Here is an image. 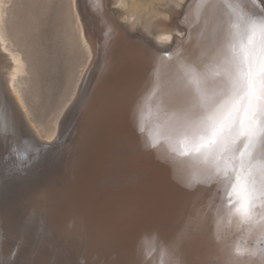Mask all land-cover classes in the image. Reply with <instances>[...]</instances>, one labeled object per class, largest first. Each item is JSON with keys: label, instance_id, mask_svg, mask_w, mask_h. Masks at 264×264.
Segmentation results:
<instances>
[{"label": "rangeland", "instance_id": "374dc122", "mask_svg": "<svg viewBox=\"0 0 264 264\" xmlns=\"http://www.w3.org/2000/svg\"><path fill=\"white\" fill-rule=\"evenodd\" d=\"M40 1L41 0H11L10 2L9 0L7 3L9 5H6L7 16L9 17H7L9 24L7 22L6 24L8 27V34L12 40L11 42L13 43V46H16V49L19 52L23 51V46L34 50V66L36 69V76H34L31 73L32 71L30 70H28L27 74H24L26 77L28 76L27 78H30V81L28 82L29 85H27L24 90L23 98L28 112L30 113L28 119H31V121H29L24 116L23 111L18 107L14 99L10 96L7 90V84H4L3 79L0 81V128L3 131V135H5L4 138L6 146L4 147H7L8 150L10 148V145L17 143L22 136L38 139L42 143L50 144L56 141L59 138L61 132V119L63 118L66 109L70 106L73 107L76 103L82 89L83 81H85L84 83H87L88 81L92 82V93L93 95H97L98 97L102 94V92H104L103 88L105 87V83L108 82V78H114V73H117V71L119 73L123 72L124 76H128L129 71L127 70V62L129 59H132V61L137 60L136 62H138V64L141 65L142 68L151 62H155L156 60L159 62L162 61V65L160 64L161 67H163V69L166 68L168 72L171 73L168 77H172L174 79V83L177 81L181 82L182 80L187 81V77L185 74L193 66H195L196 69L203 74L205 79L209 78V76L222 74V79L219 83L209 84L208 82H205V88L202 94L204 99L206 100L214 99L215 97L222 95L228 88V79L226 74L227 72H224L228 71L227 55L220 58L221 55L219 56V54L222 51H224L223 53H230V45L236 39V34L238 32V28L236 27V25L239 23V21L236 14L233 12V8L235 7L238 0H212V2L211 0H209L210 2L206 0V5H208L209 2L208 6L205 5L207 8V17L204 16V12L202 10H205V8H203V3L201 2L202 5L197 6L198 10L196 9V16L194 14V16L191 18L193 19V21L191 22H193L194 24L192 23L191 25L193 26L191 27L190 25L189 28V40L185 44H181L180 46L177 45L178 48H176V46L171 47L172 45H167L164 49L168 56L165 54L163 57L156 55L154 52H152L154 50L150 49L153 48V41L151 42V37H148L147 35L148 38H143L139 34L130 33L124 30L121 24L116 23L117 20H115V16L112 15L113 12H111V7H116V5L112 3V0H79L81 8L84 7L80 12V17L82 23L84 22V30L85 32L87 31L86 34L90 36V40L91 38L92 41L96 40V37L97 39L100 37V39L102 40L107 39L106 41L103 40L106 46V49L104 48L106 53L104 52L103 54H100L96 47L94 50L93 60L85 70L84 65L86 64V61L88 59L86 50L82 46L76 44H74L70 49L71 44L65 37V32L68 28L69 20L75 23L71 5L72 0H43V7ZM93 1H95V4L93 3ZM197 1V3H199V1L201 0ZM261 1L262 0H254L253 3L252 0H239L246 12H260L261 9H264V3ZM211 3H214V8H212V6L214 5ZM159 4H156V7L158 6L157 8L159 10L165 9L163 7H166L167 9L169 8V13V10L171 9L170 7H168L169 2L168 4ZM163 4L167 6H163ZM171 4L170 5L173 7V9H176V6L173 3ZM31 8H34L32 9V11H34L36 16L38 17V21L34 25L35 30H32L30 33H25V29L23 30V28L25 27V25L27 26V20L25 19L26 13ZM197 12L198 14L200 13V15H198ZM144 14H146V12L143 13V17ZM147 14L145 18L141 16L143 18L141 19L145 23L143 21H140L138 26L141 24L143 25L149 23L148 21L156 20L155 22L157 27L172 28L177 22V19L181 17L180 14H174L173 12L170 13V16H166V18L162 15L160 16V20L163 19V21H165L164 23H167V26L165 24H163L164 26H162L157 22L159 18H157L158 20L155 18L159 16H152L153 13L150 15L149 12H147ZM84 15L85 17H83ZM201 16H203V18ZM198 17H200V19ZM205 17L206 19L204 21ZM116 18L118 17L116 16ZM198 23L200 24L199 26H197ZM195 24L198 28L195 26ZM94 27H97L98 30H95ZM14 28L19 30L22 29L24 31L20 34L21 37L19 41H15L11 36V32L13 31L11 29ZM152 28L156 30V27L154 25L152 26ZM89 29L95 31L92 32ZM113 29H115V31L117 32H115ZM204 29L206 30L204 31ZM113 31L116 34H114ZM121 31L129 33L133 36V38L122 36L123 33H121ZM94 33L95 36L97 35L96 37L93 35ZM98 35H101L103 38ZM116 35L119 40V44L117 42H113V40H117ZM194 35L196 38L194 37ZM73 38H76V34L75 36H73ZM178 39L183 38L178 35ZM109 40H111L112 46L115 49L110 48V42L109 44L106 43ZM132 41L134 43L129 44L128 46V42ZM197 47L198 49H196ZM96 54H100V58H98ZM107 56L108 58H110H106ZM111 57H113L114 59L111 60ZM3 58L4 57L0 55V62L3 61ZM105 58L108 61L110 60L111 62L109 61V63L107 60V62H104ZM186 61H190V63L194 64L183 65V62ZM3 63L4 62H2V64ZM111 64H113V66H111ZM27 65L32 66V62L28 61L26 63V67L27 69H29ZM2 70H5V67H3ZM83 70L84 72L82 74ZM28 73H31L30 76L28 75ZM81 74L82 76L79 80V84L76 90H74V85L77 81L76 79ZM97 82L99 83L96 84ZM124 82L125 80L121 81L120 83ZM2 86H4L5 88H3ZM98 86L100 87V89H102V91ZM2 88L5 90H3ZM181 92L184 91L182 90ZM2 93H5V95ZM96 100H92V103H89L87 101V103L85 104L84 111H82L83 114L80 115L82 121L79 126H77V134L83 133L84 129L88 126V124L83 123V120L86 118L85 113L88 114L89 111L93 109L92 112L96 113V116L99 114L95 119L100 120L102 118L101 113L108 111L107 114H110L112 112L109 111L110 109H107L109 105L108 100H105L104 97L98 98ZM195 103L196 101L190 103L184 110L171 115L165 121V125L163 127L154 131L148 137H144L140 141L132 145L133 150L135 147L136 149L133 158L131 157L129 161V167L131 170L129 176H133L134 178H141L147 175L150 171L149 169H147L145 157L147 156V154L155 150L156 152L161 151L165 157H168L169 160L175 162L180 167L184 182L187 185L197 184L205 186L214 182L215 186L219 185L220 188H222L221 192L220 190L217 192H220V195L218 196L220 197V200L215 202L214 204H211V202L207 201L204 190L200 188V186H197L198 188L196 187V189H192L189 193L185 194L181 202L179 200L177 201V203L172 205L169 221L170 235L168 245L170 246L171 244H173L175 248L179 249H173L177 250L176 258H173L174 260H176L179 256L178 251H182L180 253L184 255L189 254V252H187V254L184 252L187 249L188 243V240L186 239L189 237V235L196 234L198 238L210 243L211 247H208L206 251H202L200 247H193L194 249L190 250L191 264H233V261L237 259V247H239L241 253L239 257V264H259L258 259L251 257L249 253L264 250V219H260L262 221H260V225L258 224V231L262 232L259 233L260 237H257V239H254V237H249V232L245 230L247 223L242 224L238 217H235L229 213L228 209L230 206L228 204H223L222 197L224 192L222 180L218 179L215 175L210 174L208 172L207 166L197 162L190 156L182 157L179 155L180 151L186 150V148L181 147L180 140L182 138L177 136L174 130L183 125L193 112L199 111L198 108L194 107ZM57 116L59 120L55 137L50 141H47L46 138H39L35 133L34 130L36 129H34L33 126L38 125V128H40V125L42 126L41 128L49 127L50 125H52L54 118H56ZM153 144H155V147H152ZM146 151H148L147 154H144L146 153ZM7 152L8 151H6V154ZM217 193L215 191L214 195H216ZM157 208L159 209V206ZM197 209L199 210V212ZM260 215H262V213ZM262 217H264V212ZM219 223L220 225L216 229H212V227L214 228V226ZM260 227L263 228L260 229ZM0 229V243L2 244L1 247L3 246L4 242H8V244L11 246L13 244L19 243V240L21 239L20 235H18L19 233L10 232L9 235H7L6 233L9 231L4 230L2 228V225H0ZM3 232L6 234L7 238L4 237ZM30 236L33 240L29 242L24 243L23 239H21L23 245L29 246L28 260L30 262L28 263L27 259H25V263L28 264H34L35 262L32 261V257L36 254L33 252L35 248H37V250L39 249V252H48V258H50L55 252L66 251L69 252V254H72L81 251L82 249V245L80 242H70L66 239V237L58 236V234H50L46 236L45 234L41 233L40 235H38L37 239V233L35 231H31L29 237ZM40 237L42 239H40ZM38 241H40L41 243H39ZM3 249H0V257L3 258L0 260V262H2L1 264H6L8 262H10L9 264H22L23 259H21V256L13 258H11L10 256L8 257L9 253L5 249Z\"/></svg>", "mask_w": 264, "mask_h": 264}, {"label": "water", "instance_id": "95a60500", "mask_svg": "<svg viewBox=\"0 0 264 264\" xmlns=\"http://www.w3.org/2000/svg\"><path fill=\"white\" fill-rule=\"evenodd\" d=\"M125 30L147 37L140 29ZM90 82L78 105L66 110L58 146L22 136L8 150L0 128V225L27 242L35 231L36 238L58 234L82 245L81 251L50 258L37 252L34 264H162L176 258L177 250L168 246L172 205L197 186L214 204L222 188L214 182L187 185L180 167L155 150L144 153L150 172L129 176L136 149L130 143L142 122L127 92L116 95L113 111L76 141ZM222 201L228 204L225 194ZM28 248L13 244L9 256L26 257ZM182 259L177 264H187L188 255Z\"/></svg>", "mask_w": 264, "mask_h": 264}, {"label": "bare ground", "instance_id": "6f19581e", "mask_svg": "<svg viewBox=\"0 0 264 264\" xmlns=\"http://www.w3.org/2000/svg\"><path fill=\"white\" fill-rule=\"evenodd\" d=\"M8 1L9 0H0V55H2L4 57L3 61L0 62V81L3 79L4 84H7V90L9 92L10 96L14 99V101L16 102L18 107L23 111L24 116L28 119V116H29L30 113L28 112V109L26 107L23 95H24L25 88L27 87V85H29L28 82L30 81L29 80L30 78H27L28 76L26 77L24 74H27L28 70H30V71H32L31 73L34 76H36L35 75L36 69H35V66H34V64H35L34 63L35 62L34 50L23 46L24 48L22 49L23 50L22 51L23 53H22V52H19L16 49V46H13V43L11 42L12 40H11L9 34H8V27H7V24H6V22L8 23V18H9L7 16V8H6V5H9V4H7ZM34 1H36V0H34ZM205 1L201 0V1H199V3H197L198 2L197 0H112V3L115 4L116 7L112 6L111 7V12H113L112 15H114L115 16V20H117L116 23L117 24H121L122 28L124 30L128 28L130 31H132V30H135V29L139 28L140 30H142L144 32V34H147L148 37H151L152 38L151 42L153 41L152 42L153 48H150V49H153L154 51H152V52H154L156 55H159L160 57H163L165 54L167 55V53H166V51L164 49L167 45H169V46L172 45L171 47L176 46V48H178V46H180L181 44H185L189 40V38H188V37H190L189 36L190 29L189 28H190V25L193 23V22H191V21H193V19H191V18L194 16V14L196 12V9H197V6H199V5L201 6L202 5L201 2L203 3V8H205V10H202V11L204 12V16L207 17L208 14H207L206 6L209 5L210 1L208 0L209 1L208 5H206L207 1L206 2ZM10 2H11V0H10ZM40 2H41L42 7H43L44 1L41 0ZM168 2H169L168 7L171 8L169 10V13H168V9L169 8L167 9L166 7H163L165 9H160L159 10L157 8L158 6L156 7V4L158 5L160 3L159 5H162V3L168 4ZM211 2H212V0H211ZM261 2L264 3V0H262ZM93 3L95 4V1H93ZM171 3H173L176 6V9H173V7L171 6L172 5ZM221 3H219V4H221ZM91 4H92V2H91ZM211 4L214 5V3H211ZM71 5H72V9H73V15H74V18H75V23L71 22L69 20L68 28H67V30L65 32V37H66V39L69 40V42L71 44L70 45V49L72 48V46L74 44H76V45L82 46L86 50L88 59L86 61V64L84 65V70H85L86 67L89 66L91 61L93 60L94 50H95L96 47H97V50L100 52V54H103L104 52L106 53V51L104 50V48L106 46H105V42H103V40L106 41L107 39L106 40L105 39L102 40V39H100V37L97 39V37H96L97 35L95 36V33H94L93 35L96 37V40L92 41V38L90 40V36L87 35L86 34L87 31L85 32V30H84V27H85V26H83L84 22L82 23V20H81V17H80V12L82 11V9L84 7L81 8L79 0H72V4ZM163 6H167V5L163 4ZM214 7H215V5L212 6V8H214ZM219 7H221V6H219ZM32 9H34V8L29 9V11L26 13V18L25 19L27 20V26L25 25V27L23 28V30L25 29V33L26 32L30 33L32 30H35L34 25L38 21V17L34 13V11H32ZM200 9H202V8H200ZM145 12H146V14H147V12H149L150 15L153 13L152 16H159V17H155V18L156 19L159 18V20L157 19L158 20L157 22H158V24H161L162 26H164L163 24H165V25L167 24V23H164L165 21H163V19L160 20V16H162V15L166 18V16H170V13L173 12L174 14H180L181 17L179 19H177V22L175 23V25L172 28H169V27H161V28H159L156 25V22H155L156 20L155 21L154 20L148 21L149 23H146V24H143V25L140 23L141 25L138 26L139 22L140 21L142 22L143 21L142 19L146 17V14H144V17L142 16L143 13H145ZM150 12H152V13H150ZM197 14H198V12H197ZM85 15H86V13H85ZM85 15L83 17H85ZM150 15H149V18H150ZM198 15H200V13ZM116 16L118 18H116ZM195 16H196V14H195ZM201 17L203 18V16H201ZM206 17L204 18V21H205ZM111 18H113V17H111ZM198 18L200 19V17H198ZM199 19H197V20H199ZM109 21H110V19H109ZM194 22H196V21H194ZM200 23H201V21H200ZM100 24H102V23H100ZM196 24H195V26H196ZM221 24H223V23H221ZM153 25L156 27L155 28L156 30L153 29L154 27L152 28ZM199 25L200 24L198 23L197 26H199ZM96 26H97V24H96ZM192 26L193 25H191V27ZM203 27H204V25H203ZM205 27H207V26H205ZM90 28H93V27H90ZM94 29L98 30L97 27L96 28L94 27ZM206 29H204V31ZM11 30H13L11 32V36L13 37V39L15 41H19V39L21 37L20 34L22 32H24V31L22 29L19 30V29H16V28L11 29ZM113 30L115 31V29H113ZM90 31H92V30H90ZM94 31H92V32H94ZM115 32H117V31H115ZM115 32H114V34H116ZM198 32H200V31H198ZM98 33H96V34H98ZM121 33H123L122 36H124V37H127V38L132 37L133 38L132 35H130L129 33L125 32V31H121ZM75 34H76V38L74 39L73 36H75ZM101 35H98V36H101ZM178 35H180V37H182L183 39H178ZM109 37H110V35H109ZM111 37H113V36H111ZM194 37H195V35H194ZM101 38H103V37L101 36ZM116 38H117V35H116ZM116 38H115V40H116ZM192 38H190V39H192ZM117 40H118V38H117ZM117 40L116 41L113 40V42H115V43L117 42L119 44V40L118 41ZM109 42L111 43V47H110V45H109V47L113 48L111 40L107 41L106 43L109 44ZM133 43H134L133 41L132 42H128V46H129V44H133ZM148 44H150V43H148ZM134 48H137V47H134ZM113 49H115V48H113ZM113 49H112V51H113ZM128 49H130V48H128ZM196 49H198V47ZM170 52H171V50H170ZM223 52L224 51H222L219 54V56L221 55L220 58H222V56L225 57L227 55V57H228L230 55V53H223ZM100 54H96L98 56V58H100V56H99ZM110 56H111V54H110ZM106 58H108V56ZM106 58H105L104 62L108 61ZM112 59H114V58L111 57V60ZM28 61L32 62V66H28L27 65L29 67V69H27V67H26V63ZM116 61H118V60H116ZM136 61L137 60H133L132 61V59L128 60V62H127L128 63L127 70L129 71L128 76L127 75L124 76L123 72L119 73L117 71V73H114V75H113L114 78H112V77L108 78V80H107L108 82L105 83V85H104L105 87L103 86L104 87L103 88L104 92H102V94L99 95L98 97H97V95L95 96L92 93V89H91L92 82H91L90 89L87 92V96H86V100H85V104H86L87 101L89 103H92V100L94 101V100H96L98 98L104 97L105 100L109 101V105H108L107 109H110L109 111H113L115 106H113L112 102L114 101L115 96L119 95V94H124L125 92H127V100L129 102V98H130L132 103L136 105L134 108L139 110V112H140L139 117L141 118V122H142L140 127H139V131H140L139 134L130 143L132 145L135 144L136 142L140 141L142 138L148 137L154 131H156V130L160 129L161 127H163L165 125V121L171 115L176 114V113L180 112L181 110H184L190 103L196 101V99H197V97L194 94V91H192L194 89L188 84V82L186 80H182L181 82L177 81V82L174 83V79L172 77H168V76H170L171 73L168 72V70L166 68L163 69V67H161V65H162L161 62L162 61L159 62L157 60L156 61L154 60L155 62H151V63H149L148 65H146L143 68ZM2 62H4V63L2 64ZM193 64L194 63H190V61L183 62V65H193ZM172 65H173V62H172ZM181 65H182V63H181ZM111 66H113V64H111ZM3 67H5V70H2ZM84 70L82 71V74H83ZM224 72H227V71H224ZM30 74L28 73L29 76H30ZM82 74L80 76H78V78L76 79L77 81H76V83L74 85L75 87L73 86L74 90H76V88H77V86L79 84V80L81 79ZM221 79H222V74H220V75L217 74V75L209 76V78L205 79V82H208L209 84L210 83L215 84V83H219ZM123 80H125V82L124 83H120ZM84 82L85 81H83L82 89L80 91V95H79L76 103L74 104V106L78 105V103L80 102V100L82 99V97L84 95L83 92H84V89H85V86H86V83H84ZM98 83L99 82H97L96 84H98ZM2 87L5 88L4 86H2ZM100 87H99V89H100ZM3 90H5V89H3ZM100 90L102 91V89H100ZM182 90L184 92H181ZM188 90H190V91H188ZM5 93H6V91H5ZM5 93H2V94L5 95ZM17 105H16V107H17ZM8 109H10V108H8ZM62 110H61V112H62ZM92 110L89 111L90 115L86 116V118L83 120V123L88 124V126L84 129L83 133H81V134L78 133L77 134L76 141L77 140L79 141L80 139L82 140V138L84 139L83 136L86 134L87 129L93 127L95 125L96 121H99V120L95 119L99 114L97 116H95V117L91 116V114L93 113ZM107 113H108V111L104 112V113H101V115H102L101 117L104 118L105 115H108ZM66 115H63V118L61 119L62 120L61 130H62V126H63V119L65 118ZM90 116H91L92 119L90 118ZM28 120L31 121V119H28ZM58 120L59 119H58V116H57L56 118H54V120L52 122V125H50L49 127L41 128L42 126L40 125V128H38V125L37 126H33L34 129H36V130H34L35 133L41 139L42 138H46L47 141L52 140L55 137V134L57 132ZM32 125H34V124H32ZM61 141L62 140H61V132H60L59 138L56 141H54L53 143H50V144L54 145V146H58L61 143ZM257 204H258L257 212L254 214L253 220L250 223H247L246 224V228H245V230L249 232V235H250L249 237H252V238L254 237V239L255 238L257 239V237H260L259 233H262V232L258 231V224L260 225V221H262L260 219H264V217H262L263 216V212H264V201H258ZM198 212H199V210H198ZM261 213H262V215H260ZM23 214H25V213H23ZM111 219H112V217L108 218L109 222L111 221ZM105 223H107V222H104V224ZM261 223H263V222H261ZM219 225H220V223L215 225L214 228L212 227V229H216ZM262 228L260 227V229H262ZM4 230H6V229H4ZM9 233L10 232H7L6 234L9 235ZM6 234L4 233V237H6ZM20 237H21V239H23V241L26 240L25 237H23V236H20ZM61 237H66V236H61ZM21 239L19 240V243H22ZM40 239H42V238L40 237ZM66 239L69 240L70 242H78V241H76L74 239H71L68 236L66 237ZM186 240H188V243H187V249L184 252L186 254H187V252H189V254H187L188 255L187 264H191L190 250L194 249L193 247H195V248L196 247H200V249L202 251H206L208 249V247H211L210 243H208L205 240H202V239L198 238V236L196 234L189 235V237ZM258 240H262V239H258ZM26 242H27V240H26ZM38 242L41 243L40 241H38ZM1 245L2 244L0 243V249L4 248L9 253V250L11 249V245H9L8 242L7 243L4 242L2 247H1ZM169 249L170 250H173V249L179 250L178 248H169ZM197 251H198V249H197ZM253 251H255V250H253ZM33 252L37 253V252H39V249L37 250V248H35L33 250ZM180 252H182V251H178L179 256L177 257L176 260H174L173 258L171 260L169 258H164V260L162 261V264H177L182 258L184 259L187 256V255H184V254H182ZM3 254H5V253H3ZM34 256L32 257V261H36ZM8 257H9V255H8ZM21 257L23 258V260L27 259L28 263L30 262L28 260L29 259L28 255H27V258L23 257V256H21ZM1 259H3V258L0 257V260ZM183 259H182V261H183ZM1 263L2 262H0V264ZM9 263L10 262H8L6 264H9Z\"/></svg>", "mask_w": 264, "mask_h": 264}, {"label": "snow or ice", "instance_id": "6c2138e0", "mask_svg": "<svg viewBox=\"0 0 264 264\" xmlns=\"http://www.w3.org/2000/svg\"><path fill=\"white\" fill-rule=\"evenodd\" d=\"M233 12L239 23L227 57L228 88L204 99L205 78L191 67L185 75L199 111L174 131L186 148L179 155L190 156L222 180L228 211L243 224L253 220L257 202L264 201V9L246 12L238 0ZM236 253L233 264H239V247ZM249 255L264 264V250Z\"/></svg>", "mask_w": 264, "mask_h": 264}]
</instances>
